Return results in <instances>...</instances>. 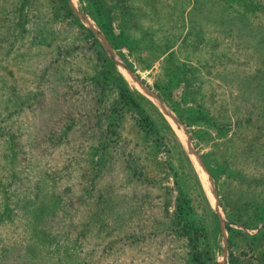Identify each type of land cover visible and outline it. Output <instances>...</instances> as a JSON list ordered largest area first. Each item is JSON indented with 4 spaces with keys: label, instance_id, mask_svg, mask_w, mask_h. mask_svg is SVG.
I'll return each mask as SVG.
<instances>
[{
    "label": "rangeland",
    "instance_id": "374dc122",
    "mask_svg": "<svg viewBox=\"0 0 264 264\" xmlns=\"http://www.w3.org/2000/svg\"><path fill=\"white\" fill-rule=\"evenodd\" d=\"M260 231L264 0H0V264H264Z\"/></svg>",
    "mask_w": 264,
    "mask_h": 264
},
{
    "label": "water",
    "instance_id": "95a60500",
    "mask_svg": "<svg viewBox=\"0 0 264 264\" xmlns=\"http://www.w3.org/2000/svg\"><path fill=\"white\" fill-rule=\"evenodd\" d=\"M71 6H72L74 12L83 21H85L89 26H92L90 21L87 18L83 17L82 13L80 11H78V9H76V7L74 6V4H72V2H71ZM92 30L94 31L96 37L101 41V43L103 44L107 54L113 60L115 65L120 69V71L124 70V72H126L130 76V78L133 80V82L140 87L139 91L141 93H143L144 95L150 97L154 102H156L160 106L162 111L166 114V116L168 118H170L174 123H176V126H177L178 129H183L184 130L185 129L184 124L180 120H178V118L172 112L169 111L168 107L163 103V101L135 74V72L132 71L130 69V67L118 57V55L116 54L115 50L111 47L110 43L107 41L105 36L102 33L96 32L94 30V27L92 28ZM186 145H187L188 153L191 154V156H193V158L195 157V159L197 160V164L200 166V168L204 171V173L210 179L211 188H212V194H213V196L215 198L216 207H217L218 210H220L219 209L220 206H219V203H218V200H217V192H216V188H215V185H214L213 178L211 177L210 173L208 172L206 166L204 165L203 161L201 160V158L199 157L197 152L192 147L191 141H190V139L188 137L186 138ZM225 225H226V222L221 220V229H222V231H225V229H226ZM224 244L226 246V244H227V240L226 239H224Z\"/></svg>",
    "mask_w": 264,
    "mask_h": 264
},
{
    "label": "trees",
    "instance_id": "16d2710c",
    "mask_svg": "<svg viewBox=\"0 0 264 264\" xmlns=\"http://www.w3.org/2000/svg\"><path fill=\"white\" fill-rule=\"evenodd\" d=\"M68 11L70 12V9H68ZM104 57H105V60H107V57H106V56H104ZM111 71L114 72V69H113V67L110 65L108 72H111ZM115 75H116V73L114 72L113 77H114ZM117 77H118L120 80L123 81V79H122L121 77H119L118 75H116V78H117ZM120 92H121L122 98L124 99V101H126L127 104H130V102L136 104V101H135L134 97L131 95V93H130L128 87H127L125 84H122ZM145 119L148 120V116L145 115ZM187 207H188V206H187L185 203H183V202L180 203V206H179V207L177 208V210H176V216H175V217H176V220H177L178 222H179V221H182V220H184V221L186 220V219H185V216H186ZM226 227H228V226H226ZM185 228H192L191 224H189L188 221L185 222ZM228 228H229V227H228ZM191 230H192V229H191ZM192 232H193V230H192ZM260 235H264V231H260L258 234L252 236L251 238H253V239H254V238H257V237L260 236ZM193 239H194L193 236H191V240H193ZM194 258L198 259V258H199V254H198V253H195Z\"/></svg>",
    "mask_w": 264,
    "mask_h": 264
},
{
    "label": "bare ground",
    "instance_id": "6f19581e",
    "mask_svg": "<svg viewBox=\"0 0 264 264\" xmlns=\"http://www.w3.org/2000/svg\"><path fill=\"white\" fill-rule=\"evenodd\" d=\"M126 75H127V77H128V79H130L132 82H133V80L130 78V76L126 73ZM134 83V82H133ZM135 84V83H134ZM136 86H138L137 84H135ZM138 88L140 89V87L138 86ZM172 121V120H171ZM174 123V122H173ZM175 125V124H174ZM178 129V128H177ZM194 161H195V163L197 164V160L195 159V157H194V159H193ZM197 166H198V164H197ZM198 168H199V166H198ZM200 174L202 175V177H203V180H204V182H205V184H206V182H207V185H208V177H207V175L204 173V171L200 168Z\"/></svg>",
    "mask_w": 264,
    "mask_h": 264
}]
</instances>
